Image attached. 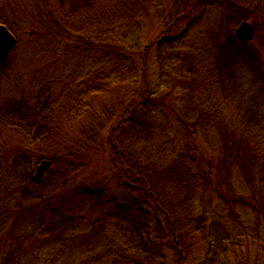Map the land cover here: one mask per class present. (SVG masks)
Listing matches in <instances>:
<instances>
[{
  "label": "trees",
  "instance_id": "obj_1",
  "mask_svg": "<svg viewBox=\"0 0 264 264\" xmlns=\"http://www.w3.org/2000/svg\"><path fill=\"white\" fill-rule=\"evenodd\" d=\"M4 3L0 23L14 35L28 30L27 45L50 58L53 69L41 76L38 91L0 104V134L8 129L23 142L8 174L0 170V180L10 181L0 183V264H264V244L256 247L240 218L260 198L254 185L241 182L251 179L248 155L264 182V61L231 30L213 33L210 21L198 46L191 33L205 23L208 6L241 18L240 6L233 0ZM258 3L264 14V0ZM137 13L162 25L156 36L141 42ZM257 80L259 89L248 95L243 88ZM204 92L212 102L199 99ZM226 93L228 103L240 97V108L217 99ZM126 96L131 105L120 108ZM72 126L81 148L63 150ZM95 128L101 133L93 136ZM198 128L201 137L211 129L221 135L222 164L200 151ZM98 150L109 154L116 191L106 180L77 179L92 169L89 158ZM34 159L51 161L45 172L51 179L35 180ZM216 194L232 219L223 231L211 223L215 209L208 205Z\"/></svg>",
  "mask_w": 264,
  "mask_h": 264
},
{
  "label": "rangeland",
  "instance_id": "obj_2",
  "mask_svg": "<svg viewBox=\"0 0 264 264\" xmlns=\"http://www.w3.org/2000/svg\"><path fill=\"white\" fill-rule=\"evenodd\" d=\"M233 1L236 2L235 4L240 6V8H237V10L241 11V14H242L241 18H238V17L235 18L233 14L229 13V11L227 12L223 11L222 8L219 9L217 6H214V5L208 6L203 11V14H205V23L202 21V23L200 24V26L197 27V29L191 31V33L195 35L194 36L195 41H197L195 45L198 46L199 43H201L203 39L205 38L203 35H200L205 32V31H200L201 27H203V30H204L210 26L212 29V32L213 31L218 32L220 31V28L223 26L224 28L222 30V33H226L227 30H231L233 34L236 36V31L238 27L240 26V24L244 21H248L254 26L255 35H254V38L247 43L248 45L251 46L252 49L256 51V54L258 55V58H259L258 61L261 60L262 62L264 61V26H263L264 14L261 13L260 10H257L258 12L256 11L257 8L255 4L257 6L260 5V3H258L259 0H233ZM4 2H8L9 4H15L16 0H0V3L5 4ZM262 9L264 12V8ZM224 12H226L227 14H225ZM223 13L225 16H223ZM78 19L79 20H77L76 22L80 23V26H82L83 20H81L80 18ZM256 19L258 22L255 25ZM133 21H134L133 23L135 25V28L140 29L139 34L137 35H140L141 42H144L146 39L156 36L157 35L156 33H158V31L161 29V26H162V25H157L156 23L157 20L156 21L155 20L147 21V19L143 20L142 15L139 13H137L135 20ZM209 21L211 22L210 25H209ZM261 23L263 24L261 25ZM0 24L5 25L3 23H0ZM91 28L93 29V31H96L97 29L99 30L100 25L95 22L91 26ZM183 30H184V26H182L178 30L177 33H181ZM26 31L28 30L20 29L19 34L18 33L15 34V37L17 39V44L11 50L10 54L8 55L7 62L4 61L3 62L4 64L2 63L3 66H1L2 64L0 65L1 66L0 67V104L8 102V99L18 101L20 100L19 98L22 97L23 94L31 95L33 92L38 91V88L40 89V86H41V81H40V79L42 78L41 76L45 75V73L49 71H52L53 69V68H47V64L50 62V58L45 57L44 55L42 56L41 53L37 54V51L30 49V47L27 45L29 38H27L28 33H26ZM222 35L225 37V34H222ZM206 41L209 42L207 38L205 42ZM155 55L156 54L154 52L152 55V59L150 60V66L153 70H155L156 68L154 65L156 63V61L154 60ZM236 56L243 57L242 51L239 53L237 52ZM251 60L256 64L257 62L256 59L252 58ZM130 75L131 74H129L130 78L135 77L134 75L132 76ZM136 80L139 81V79H136ZM259 80H257V82H254L252 84H247L243 88V89L248 90L249 92L248 95L253 93V91L259 89V85L261 84L258 82ZM33 85L37 86V88L36 89L33 88ZM155 85H158V84L155 83ZM181 89L182 88H180L179 90L181 91ZM200 94H201V98L199 99H203L205 103L212 102L211 100H208L209 95H207V92L200 93ZM236 94L238 93L236 92ZM217 99L222 100L223 105H225V107L227 108H232V109H235L237 107L240 108L239 106L240 97H237V99H235V101L232 103H228V102H231L232 100L228 96L227 93H226V96L222 97L220 95V98H217ZM132 100H133L132 96H126L125 102L120 108L124 106H130ZM102 105L103 104L99 105L98 107L99 110L103 109ZM204 105L205 104H203L202 107H200L203 113H205ZM195 114L196 116H200L201 112L198 110L196 111ZM230 117L231 116L229 115L228 119ZM75 129L76 128L73 126L71 128H67L66 132H69L68 134L69 138H68V141H66V143L68 144V146H65L63 150L70 149V147L71 149H74V150H78L81 148V146L78 145L76 142L78 138V134L77 132H75L76 131ZM198 131H199V136L201 137L202 136L201 129L198 128ZM103 132L105 134L106 130L104 129ZM98 133L100 134L101 132L98 130V128H95V134H93V136L97 135ZM204 134L205 136H207L206 138L201 137V139L197 138L199 140L196 139L197 142L200 141L203 143V145H201L203 148L200 151L203 154H205V156L213 157L216 162L222 164L221 158H225L226 155H223L222 150L219 148V144L216 145V141L219 142V138H221V135L218 136V131L213 130V129H211L210 134L208 135L206 133ZM20 136H21L20 134H17L15 132H10V130L8 129H4L1 131L0 152L5 153L4 155L5 157H3V155H1L0 153V170L3 172V174H8V165L10 163V160H12L13 158V153H14L13 151H15L16 146L21 145L22 141L19 139L21 138ZM196 136L199 137L198 135ZM22 145H23V142H22ZM7 152H9V154H7ZM109 159L110 157L108 153L98 150V152L94 153V156H91L89 158V160L93 162L91 166L92 169L89 168L87 171L84 172V174H80L81 176L78 175L79 178L77 179L81 181H85L84 179L86 178L91 183H94L95 181H98V180L99 181L106 180L108 181L109 186L111 185V188L116 191L118 188V182L112 175L113 165H110L111 163ZM36 160L37 159L32 160L34 169L36 168V165L38 164V162L36 163ZM230 160H231V156L229 157L227 155V163H230ZM246 160H247V164L249 165V169L251 170L250 171L251 179H248L250 183L245 180H242L241 182L247 188H249L250 184L254 185L255 191L253 192L254 194L257 195V197H260V198L256 199V203H257V205H255L256 208L251 209V208L245 207L246 210L243 211V213L242 212L240 213L241 214L240 218L242 222L245 224V226L248 227L251 239L254 240L255 245L257 247L261 242H262L261 244H264V220L262 218V216H264L262 214L264 213V182H261L263 179L261 172H259L258 170L256 171L258 164L254 163V159H252V156L248 155ZM62 164L60 165V167L58 165V167L61 168ZM235 169L236 168L234 167L233 170ZM45 172L42 174L41 178H44L46 180L51 179L52 176L49 174H45ZM237 179L238 178H236L235 181ZM9 182L10 181L8 177L6 178L4 177L3 180H0L1 184L7 185V186L9 185ZM44 189H45V185H44ZM44 189L37 188V190L40 193H42ZM53 190H54V186H51L50 191L52 192ZM237 190L238 192L242 193L238 188ZM222 194L223 196L227 195V190H226V187H224V185L222 187ZM218 198L219 196L218 194H216L215 198H212L208 206L209 208L215 209V212L213 213V216H212L211 223H213L215 227L219 229V231H223L224 229L230 227L232 219L229 217L227 212L224 211V208H222L221 206L222 201H219ZM210 199L207 198L205 203L209 202ZM25 211L26 210L23 211V214ZM11 222H13V220ZM235 222L237 223L238 226L241 225V224H238L239 223L238 220H235ZM256 247L253 248V252H254L253 255H256L255 254Z\"/></svg>",
  "mask_w": 264,
  "mask_h": 264
},
{
  "label": "water",
  "instance_id": "obj_3",
  "mask_svg": "<svg viewBox=\"0 0 264 264\" xmlns=\"http://www.w3.org/2000/svg\"><path fill=\"white\" fill-rule=\"evenodd\" d=\"M254 35V26L248 21L242 22L236 31L237 38L244 42L251 41ZM16 44L17 39L15 35L5 25L0 24V65L7 59L9 52ZM50 165L51 162L48 160H44L38 165L35 173L36 181L41 180L42 174Z\"/></svg>",
  "mask_w": 264,
  "mask_h": 264
},
{
  "label": "bare ground",
  "instance_id": "obj_4",
  "mask_svg": "<svg viewBox=\"0 0 264 264\" xmlns=\"http://www.w3.org/2000/svg\"><path fill=\"white\" fill-rule=\"evenodd\" d=\"M10 52H11V51H10ZM10 52H9V54H10ZM6 60H7V59H6ZM6 60H5V61H6Z\"/></svg>",
  "mask_w": 264,
  "mask_h": 264
}]
</instances>
